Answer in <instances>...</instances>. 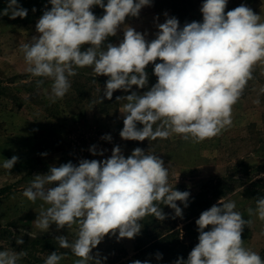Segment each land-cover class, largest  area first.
I'll return each instance as SVG.
<instances>
[{"label": "clouds", "instance_id": "obj_1", "mask_svg": "<svg viewBox=\"0 0 264 264\" xmlns=\"http://www.w3.org/2000/svg\"><path fill=\"white\" fill-rule=\"evenodd\" d=\"M49 3L50 10H45L35 25L39 36L22 44L21 51L27 72L52 80L49 99L53 103L69 91V77L77 75L78 68L89 67L95 77H108L103 96H99L102 103L105 98L111 100L118 89L128 92L133 85L146 88V66L162 61L154 63L157 82L147 91L116 97L117 101H126L119 133L124 140L154 141L179 134L184 140L198 143L219 135L231 126L232 107L253 78V67L264 63V23L244 4L225 13L227 0H204L200 8L202 22L193 21L181 28L177 18L165 13L166 20L157 25L158 33L151 42L127 26L118 45L102 47L108 37L116 35L127 16L137 17L142 7L150 6V0ZM92 6L101 7L105 14L97 18ZM27 14L17 0H8L0 11V16L9 19H23ZM85 44L89 47L81 51ZM260 91L264 93V88ZM254 103L259 104V99ZM138 122L142 128H137ZM101 139L110 141L111 137L105 134ZM89 151L103 155L95 146ZM17 161L18 157L13 156L3 167L9 171ZM33 177L22 194L33 203L43 202L36 227L47 232L53 223L57 230L77 225L73 243L63 235L54 237L60 248H70L80 258L76 264H101L90 253L107 234L118 232V240L133 239L140 233L144 217L163 221L167 214L161 204L182 218V208L176 201L186 208L190 195L170 187L163 160L141 148H135L125 158L120 147L114 146L107 159H81L78 166L71 162L51 166L46 174ZM235 208L234 201L220 199L203 211L195 221L198 243L187 260L178 257L174 264H264L259 253L243 246L241 233L251 220H245ZM247 211L264 221V197L256 199L255 210ZM207 226L211 228L205 231ZM16 243L23 244V240L18 238ZM64 255L54 251L44 264H59ZM26 256L24 250L0 251V264H17ZM156 259H162V254L157 253ZM131 264L149 262L134 260Z\"/></svg>", "mask_w": 264, "mask_h": 264}, {"label": "rangeland", "instance_id": "obj_2", "mask_svg": "<svg viewBox=\"0 0 264 264\" xmlns=\"http://www.w3.org/2000/svg\"><path fill=\"white\" fill-rule=\"evenodd\" d=\"M182 1L174 2V12L170 17L177 18L179 26L188 23V18L192 22H200V8L204 0ZM0 2L7 6L8 0ZM104 2L107 3V0ZM166 3L152 2L150 6L142 7L139 16L142 10L149 13L150 8L157 9ZM18 4L21 5L20 0ZM33 8L28 9V18L25 17V20L19 17L0 20V251H26L27 256L17 261V264H36L38 259L41 261L39 264H44L47 256L54 251L65 254L59 264H76L80 258L70 248H60L54 237L63 235L69 243H73L77 238L78 226H65L57 230L53 223L47 232H43L36 227L35 221L43 202L37 200L33 203L22 193L34 179L33 176L46 174L51 166L59 167L68 162L78 166L81 159L104 160L111 156L114 146H119L125 158L139 147L162 159L164 167L168 169L169 186L174 190L190 193L188 207L185 208L180 201H176L182 208L183 215L180 218L175 217L173 209L161 204L167 218L160 221L152 216L144 217L140 221L141 231L133 239L118 240V232L116 235H105L90 253L94 260L99 258L101 264H131L134 260H147L149 264H168L171 260L165 255L162 254V259L157 260L148 253L151 252L148 246L155 242L158 233L175 230V237L164 242V245L182 254L186 250L184 247L198 243L199 233L195 221L203 211L217 204L220 199L225 202L234 201V210L241 213L245 220H251L241 233L243 246L259 253L264 259V221L258 219L256 214L250 216L247 211L249 208L255 210L256 199L264 197V93L260 91L264 88V65L257 63L253 67L258 72L260 70L257 78L263 81L247 82L243 90L245 97L240 98L232 107V121L238 118L240 121L236 128H232L231 124L213 137H218V145L211 138L206 139L208 144L205 145L201 141L196 143L189 139L181 140L180 145L163 142L160 150L152 151L148 142L147 145L138 146V142L120 137L124 119L122 108L114 122L101 113V107L95 103L98 101L97 97H93L106 83L101 85L79 78L78 83L84 89L81 91L82 95L74 89L73 84L77 81L75 77L92 72L91 68H78L77 75L69 77L71 87L65 96L55 103L49 99L52 80L42 77V83L38 84L39 77L26 71L27 65L21 51L22 44L30 41L33 36H39L35 28L36 22L45 10H50L51 4L44 2ZM97 8L101 9L99 14L103 13L99 6H92L91 11L97 12ZM38 10L41 11L36 12ZM142 17V20H147L145 15ZM161 21L159 19L156 25ZM127 26L137 32L140 28L144 30L141 17H126L116 35L106 39L107 43L118 45L123 39V29L126 30ZM104 46L103 43L102 47ZM87 47L89 45H83L81 51ZM101 78L108 80L104 75ZM134 86L131 89L134 90ZM119 90L114 91L113 95ZM29 95L33 96V100L28 99ZM90 98H93L92 102L89 101ZM257 99L259 104L254 103ZM254 119L258 121L253 122ZM248 124L257 127L252 135L254 138L251 136L252 126ZM105 134L110 135V141L101 139ZM239 136L246 139L242 141ZM145 141L147 140L143 142ZM192 144L198 146V151L199 148L201 150L200 161L192 159ZM91 146H95L97 152L102 151L103 155H93L89 151ZM42 153L46 155L42 156ZM185 153H190V158ZM13 156H17L18 161L8 171L3 164ZM240 161L245 162L246 166L239 164L238 168ZM236 167L238 169L234 174ZM44 207L47 208L48 205ZM210 228L211 226H207L205 231ZM18 238L23 240V244L16 243ZM43 242L52 249H43ZM188 254H185L184 260H187ZM88 264L94 262L89 261Z\"/></svg>", "mask_w": 264, "mask_h": 264}, {"label": "crops", "instance_id": "obj_3", "mask_svg": "<svg viewBox=\"0 0 264 264\" xmlns=\"http://www.w3.org/2000/svg\"><path fill=\"white\" fill-rule=\"evenodd\" d=\"M155 1H166L167 3L164 4V6H161L160 8H157V9L150 8L149 9V13L148 12H144L142 10L141 16H139V15L137 16V18L138 17H141V22L143 23V28H144V30L142 28H140V30H138V32H140L141 34H144L145 35V39H146L147 42H151L152 40H154L156 38V34L158 33V27H157L156 24L158 23L159 19L162 20L160 22V24H162L166 20V17H165L164 14L167 13V17H170V15L174 12L173 10H174L175 6L173 4H174V2L176 0H155ZM155 1L154 0H150V3H152V2L154 3ZM177 2H183V1L182 0H177ZM241 4H244L245 6L249 7L254 12V14L260 15V17H261V21L260 22L264 23V0H227V5H226V8H225V13H227V11H230V10L235 9L236 7L240 6ZM104 14L105 13H104V10H103V13L98 14L97 15V18H99V16H101V15L103 16ZM144 15L147 17V20H142L144 18L142 16H144ZM127 17H131V16H127ZM187 21H188V23H191L192 22L190 18H188ZM200 22H202V20H200ZM183 26L184 25H181L180 27L182 28ZM107 44H108L107 43V40H105L104 41V45L106 46ZM160 62H162V61L157 60L154 63H160ZM154 63H150L145 68V71H146L147 76H148V85H147V87L144 88V89H137V88H135L134 90L133 89H130L128 92H126V95L131 94L132 90L133 91H136L138 94H143V92L147 91L148 88H150L151 86H153L157 82V77L153 74ZM260 65H264V63H261ZM87 72H88V70H87ZM259 72H260V70H259ZM259 72H258V69L257 70L253 69L252 70V77L253 78L250 79L249 81L250 82L263 81V79L257 78V75L259 74ZM254 74H256V75L254 76ZM100 76L102 77V75H99V76H96L95 77V74L93 72H90V73H87V74L86 73H82L80 77H78V78L75 77V79H77L78 81L80 79H84L86 81L89 80V81H92V82H97L95 80L98 79V78H100ZM250 85H253V84H250ZM134 87H136V86H134ZM263 87H264V83H263ZM102 89H104V88H100L97 92H95L94 97H93V95H92V97L95 98L96 96H98V94L100 93V91ZM120 91H123V90H120ZM244 97H245V95H243V93H242V95H241L240 98L243 99ZM95 103H98V105H99V102L98 101L95 102ZM124 103H126V101H124V100H122L119 103V107H118V110L116 111V114L114 115L113 118H111V117L109 118V119H111V121H113V122L116 121V116H118L119 110L121 108H123V106H121V105H124ZM239 121H240L239 118L236 119L235 121H232V128L233 127L236 128ZM257 121H258L257 119H254L253 122H257ZM263 123H264V121H263ZM248 126H252L251 127L252 128L251 136H252L254 134V130L257 127L254 124H248ZM142 127H143V125L139 124V122H138L137 123V128H142ZM154 128H155V125H154ZM223 137H225V136H223ZM211 139H215V138L212 137ZM239 139L242 140V141H244L246 138L243 140L242 136L241 137L239 136ZM181 140H184V139L181 138V135H179V134H173L170 137H168L167 139H160V140L156 139L154 141L151 140V139H149V140L145 141V143L143 141H136V142H138V146H139V144L147 145V142H148V143H150V150L154 151V150H160L161 149V143H163V142L166 143V144L180 145L181 144ZM219 142L220 141H219V139L217 137L215 139L214 143L215 144L217 143L216 145H218ZM201 144H203V145L208 144V141L205 139V140L201 141ZM190 151H192L191 152L192 159L195 158L193 161H198V160L200 161V159H201V157H200L201 156V154H200V152H201L200 148H199V151H198V146H196V145L194 146L192 144V146H190ZM185 154L186 155H189V158H190V153H185ZM239 164H240V166H242L243 164H244L243 166H246L245 165L246 164L245 162L243 163V161H240V162H238V168H240L239 167ZM238 168L237 167L234 168V170H233L234 171V174L236 173V169H238Z\"/></svg>", "mask_w": 264, "mask_h": 264}, {"label": "trees", "instance_id": "obj_4", "mask_svg": "<svg viewBox=\"0 0 264 264\" xmlns=\"http://www.w3.org/2000/svg\"><path fill=\"white\" fill-rule=\"evenodd\" d=\"M17 2H19V0H17ZM20 2H21V7L23 5L24 7H27L26 9L28 10V9H32L33 7H38V6L42 5L44 2H49V1L48 0H20ZM5 7L6 6L0 2V11H2ZM100 10H99V8H97V12H94L93 14H95V15L99 14L98 12ZM39 11H41V10H38L36 12H39ZM6 17L8 18V16H0V20H3ZM26 18H28V17H26ZM23 20H25V18H23ZM107 79H108V77H107ZM41 80H42V77H39L37 82L41 81ZM95 81H97L98 83H101V85H104L106 83V81L103 80L101 78V76H100V78L96 79ZM37 82H36V84H37ZM78 82H79L78 80L76 82H74L73 87L78 92L79 95H82L81 91L84 89H83V87L80 86V84ZM123 92L124 91L119 90L117 92V94H114L112 96L111 100L105 98V99H103L102 103H99V105L101 107V113L103 115H105L106 117H111V118L114 117V115L116 114V111L118 110L119 103L122 101V100L117 101L116 97L126 96V92L125 93H123ZM99 96H101V97L103 96V89L98 94V96H96L97 97L96 99L98 100V102H99ZM28 97H29L28 99L30 101L33 100V96L29 95ZM89 101L92 102L93 98H90ZM175 235H176L175 230L174 231L170 230V231L165 232V233L159 232L158 235L156 236V238L154 239L155 242L152 243L151 246H148V250L151 251L148 253L152 254L154 256V259H156V253H160V254L165 255L166 257H168L171 260L170 263H168V264H174V262L177 260L178 257L185 259V257H186L185 254L189 253L193 249L194 245H192V246L190 245L187 248L184 247V249H186V250L184 252H182V254L175 252L173 249L168 248L167 246L164 245V242H166L169 239H172V237L173 236L175 237ZM42 248L43 249H52V247L50 245H48L46 242H43ZM145 252H147V251H145ZM40 262L41 261L38 259L36 264H39Z\"/></svg>", "mask_w": 264, "mask_h": 264}]
</instances>
